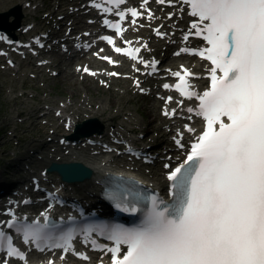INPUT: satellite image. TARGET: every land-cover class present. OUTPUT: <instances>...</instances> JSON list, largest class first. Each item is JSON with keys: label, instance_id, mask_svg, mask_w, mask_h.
Returning <instances> with one entry per match:
<instances>
[{"label": "snow or ice", "instance_id": "snow-or-ice-1", "mask_svg": "<svg viewBox=\"0 0 264 264\" xmlns=\"http://www.w3.org/2000/svg\"><path fill=\"white\" fill-rule=\"evenodd\" d=\"M106 2L119 6L124 0ZM182 2L196 18L190 26L194 32L189 34L201 37L208 47L181 51L211 62V83L202 94L191 91L187 78L193 74L184 69L183 75L174 73L179 78L175 89L199 101L195 114L206 126L184 162L168 174L171 204L161 206L163 202L151 197V207L139 225L108 230L107 239L114 246L107 252L111 253V264H264V0ZM102 11L110 12L111 8ZM128 11L135 23L140 13L134 8ZM117 15L123 21L126 13ZM104 23L122 35L120 24ZM102 39L114 45L111 37ZM114 51L136 59L139 49L114 47ZM103 58L113 63L109 57ZM121 210L135 213L138 209ZM8 214L13 219L6 224L12 228L15 215ZM36 225L24 226L23 239L39 247L47 237L38 221ZM72 238L69 233L62 237L64 243L51 246L67 252ZM5 240L7 256L24 260L12 237L0 231V249ZM92 245L97 247L95 241ZM122 245L126 246L123 255Z\"/></svg>", "mask_w": 264, "mask_h": 264}, {"label": "rangeland", "instance_id": "rangeland-1", "mask_svg": "<svg viewBox=\"0 0 264 264\" xmlns=\"http://www.w3.org/2000/svg\"><path fill=\"white\" fill-rule=\"evenodd\" d=\"M9 1V0H8ZM17 0H12V2L7 3V7L12 6V5H17ZM23 20V18H22ZM21 20V21H22ZM8 76V75H7ZM2 80V77H0V81ZM9 84H15L16 86L20 87L21 86V81L19 79H14L10 76H8ZM43 82V86H41V83ZM71 80L70 78H64L62 76L55 77V78H47L46 81L44 80H29L27 82L23 83V86L25 87H32V88H37L39 89H44V90H49L51 92H57V94L62 95L63 93L65 95L68 94V92L73 91L72 87H70ZM86 82H82L79 84V89L77 92L81 89H83L86 86ZM4 85H0V161H2L1 156H4L5 151H11L12 146L15 145L16 143V136L14 134L17 133V135L22 134L24 132H27L30 126H28V123L25 126H19V128H14L15 123H17L16 115H13L14 112V105H11V103L7 100V94H10V91H7ZM90 89L95 93L97 90L96 88H93L90 85ZM99 95L98 99L101 97H105L106 100L110 96L111 92H115L112 88L111 89H105V88H99L98 89ZM76 98L79 96L76 93L73 94ZM105 100V101H106ZM28 104L33 105L34 101L30 97H28L27 100ZM123 105L124 109L120 111V114L117 117L116 121H110L111 123H116L118 125H124V121L121 120L122 116L121 114L127 113V115H124V117L128 116V113H131L134 117L138 119V122L145 127L152 126V129L156 127L157 125V106H154V103L151 101V98L147 96H142L138 94H134L132 92H129V94H126L123 98ZM150 108L151 110H148ZM23 119H25L26 115L24 113L21 115ZM120 119V120H118ZM151 121V122H149ZM104 124L105 122L102 121ZM6 123H8V127L6 130L3 128L5 127ZM133 123L132 125H134ZM131 125V126H132ZM130 126V127H131ZM136 126V125H134ZM3 127V128H2ZM139 130H142V128H138ZM33 133H36L35 128L32 129ZM13 134L12 139L9 138V136ZM40 133V132H37ZM47 132H44V135ZM155 133V132H154ZM19 137V136H18ZM21 139V138H20ZM10 141V142H8ZM21 142V140H20ZM24 147L22 148V151H24ZM4 169V167H0V171Z\"/></svg>", "mask_w": 264, "mask_h": 264}, {"label": "bare ground", "instance_id": "bare-ground-1", "mask_svg": "<svg viewBox=\"0 0 264 264\" xmlns=\"http://www.w3.org/2000/svg\"><path fill=\"white\" fill-rule=\"evenodd\" d=\"M24 15H25V13H24ZM169 60L177 61L178 58H169ZM120 80H122V79H120ZM123 94L124 93L121 94L120 92H118V97L122 98ZM14 101L18 102L19 97H15ZM111 107H112V104L108 103L107 106H105V105L101 106L99 108V110L101 113L106 114L107 117L112 118V117H115V115H112L109 113ZM70 115H72L73 118L75 119V116L73 115V111L70 113ZM68 133H69V131H66L65 133H62V134L67 135ZM44 144H45V147H43V145L41 147L47 149V147L49 145L47 143H44ZM67 148L69 151L65 152L64 149H67ZM153 149H156V147H154ZM38 150H39V147H37L32 154H30V155L27 154L24 156V158H26L28 160L29 165H32L30 163L34 162L35 160H37L39 162L34 164V165H39L42 163L43 166L49 164L53 160H55V161H71V160L75 161V160H77V161H81L82 163H84L85 165L90 167L92 170V175L90 177L84 179L81 182L73 183L72 187H73V189L76 188V191L78 193H81L82 191L80 189L83 188L84 191L87 193V195H89L93 200H95L96 198L99 197L98 194H95L93 192H96L97 186H98L97 181H99L102 178L104 171L110 169V167L112 165H118L120 167L125 168L126 164H127V162H119V161L113 159L112 158L113 156L109 155V154H106L105 155L106 157L102 158L100 160L98 155H92L91 153H89V151L82 150L81 147L66 146L64 148L61 147L59 150L57 148L54 150V151H56L54 154H51L49 152V150L48 151H45L44 149L42 151H38ZM50 151H51V149H50ZM40 155H41V157H40ZM58 155L60 157L57 159L56 156H58ZM142 169H143V167H140V168H138V170H129V171L138 175V176H141L143 179L152 180L153 182H155L157 184H161L163 182L164 173H163V177H161V175L154 174V172H153V175L150 177V175H148V174L143 175L141 173ZM74 196L77 197L75 194H74ZM98 206L100 207V205H98Z\"/></svg>", "mask_w": 264, "mask_h": 264}]
</instances>
